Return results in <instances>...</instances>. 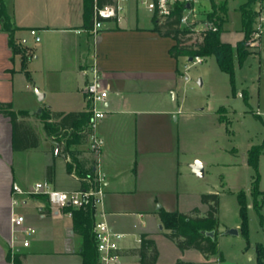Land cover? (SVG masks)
I'll return each mask as SVG.
<instances>
[{
	"label": "crops",
	"instance_id": "0c3cea01",
	"mask_svg": "<svg viewBox=\"0 0 264 264\" xmlns=\"http://www.w3.org/2000/svg\"><path fill=\"white\" fill-rule=\"evenodd\" d=\"M2 2L15 29L14 43L21 52L13 54L0 22V103L10 104L15 112L27 113L26 117L19 118L24 127L34 132L36 125L42 122L38 118L42 109L64 115L86 112L85 71L92 66L98 71L101 87L108 91L104 105L106 117L97 124L96 132L103 141L100 161L105 176L107 221L112 230L123 236L119 264H141L136 251L143 234L155 243L158 252L155 264H176L178 261L200 264L201 261L190 256L195 250L181 252L164 236L167 231L158 216L160 210L189 215L197 208L199 216L207 211L205 205L199 204L202 193L197 194V207V203H189L188 192H182L180 186L182 167L186 178L193 172L181 160L179 130L175 125L180 118L173 120L186 104V97L180 90V64L185 57L174 59L170 56L174 41L152 31L151 15L150 23L142 25L138 9L135 7L128 12V3L119 23L107 22L92 38L90 29L83 26V0ZM203 3L205 7L210 4L209 0ZM260 7L264 8V2L256 0L252 10L256 12ZM226 9L229 13L227 6ZM229 23L230 20H226L223 24L220 38L235 46L244 38L241 15L239 39L235 41L222 38L227 35L225 26ZM31 30L37 32L38 43L30 34ZM28 39L33 40L37 48L27 46ZM262 42L264 35L260 45ZM26 50L29 53L25 56ZM189 60L186 61L191 62ZM247 60L238 68H243ZM36 89L43 94L41 101ZM60 120L54 118L51 122ZM65 125L57 132L46 133L43 129L47 162L42 181L49 182L56 190L73 192L86 188V174L89 170L92 172L94 156L88 149L87 139L67 148V136L72 132L78 136L81 128H72L70 121ZM58 132L67 135L58 137ZM12 143V126L9 119L0 114V264H13L14 254L20 255L21 264H82V238L73 231L70 213L52 208L44 196L27 198L18 205L20 211L13 205V200L18 198L13 195V186L25 189L33 183L17 178ZM203 168L205 173V165ZM213 193L220 196L218 192ZM218 213L219 206L215 226L217 253L207 259L199 253L203 264H226V257L219 249L220 241L235 237L219 229ZM15 214L24 216V227L35 230L28 247L22 246L24 236L21 232H14L12 218ZM233 228L239 235L240 227L236 224ZM160 239L169 241L171 246L159 242ZM160 244L171 252L170 258H164ZM249 250V245L244 248V252ZM214 257L217 259L212 260ZM254 260L256 263L255 248ZM146 262L150 263L148 259Z\"/></svg>",
	"mask_w": 264,
	"mask_h": 264
},
{
	"label": "rangeland",
	"instance_id": "374dc122",
	"mask_svg": "<svg viewBox=\"0 0 264 264\" xmlns=\"http://www.w3.org/2000/svg\"><path fill=\"white\" fill-rule=\"evenodd\" d=\"M127 1L128 12L136 7L141 16L142 25L149 24L150 14L141 4V0ZM216 1H220L218 4L226 3L225 6L229 12L225 17L226 20H230V23L225 26L227 35L222 37L223 40L235 41L239 39L240 15L238 9L247 0ZM200 5L202 11L208 10V6L205 7L204 3ZM223 26L222 28H224ZM262 35L264 32L260 39ZM252 38L255 36H250L246 42L250 57L243 68H235V96L232 95L229 76L219 70L213 57L202 58L201 63L195 64L186 61L189 60L188 58L182 60L180 90L186 97V104L179 111L177 110L178 113L173 117V120L180 118L179 123L176 122L175 125L179 130L181 160L189 166L194 161L205 165L203 177L189 173L188 167L186 171L190 177L186 178L184 167L181 169V191L188 192L189 203L198 204V193L213 194V192H218L220 195L219 229L225 235H229L228 231L234 229L236 224L240 227L236 194L243 192L246 195L250 250L244 252L247 243L241 234L221 240L219 249L226 257V264H256L254 248L257 245L264 246V151L258 161L261 195L258 196L256 203L260 209L254 207L250 195L255 172L247 165L249 149L253 146L264 145V42L262 45L259 42L261 46L259 48L256 43L249 44ZM192 40V38L182 36L180 44L190 45ZM27 46L31 49L37 48V44L31 39L27 40ZM28 53L26 50L25 56ZM243 97L247 99L246 102ZM170 100L172 103V94ZM183 116L185 119H182ZM183 120L184 122H182ZM42 124L40 122L34 128V136L38 145L24 151H16L14 169L21 182L34 183L43 180L47 158L44 156L46 134ZM18 137L21 139V134ZM23 141L29 144L34 141V138L27 136L23 138ZM180 198L183 199V197ZM17 208L19 210L21 206ZM160 241H164L167 245L170 244L165 239H160ZM160 247L162 253L165 254L164 258H170L171 252L165 250L161 244ZM190 254L193 260L201 261L200 264H203L204 260L197 251ZM216 259L217 257L212 258V260Z\"/></svg>",
	"mask_w": 264,
	"mask_h": 264
},
{
	"label": "trees",
	"instance_id": "16d2710c",
	"mask_svg": "<svg viewBox=\"0 0 264 264\" xmlns=\"http://www.w3.org/2000/svg\"><path fill=\"white\" fill-rule=\"evenodd\" d=\"M112 1L113 0H97V5L98 7H102L106 4L112 3ZM209 2L211 12L208 16L216 19V22L219 25V30L215 33H208L201 44L196 46L180 44V38L183 36V33L179 28V19L183 6L175 7L171 15L165 19H159L156 16H153L151 20L153 24L152 31L156 32L163 38H169L174 41V45L169 50L170 56L174 59L180 57L192 59L196 56L201 58L213 57L219 70L229 76L232 87V95L235 96V67H242L247 58L250 56L246 42L254 31L253 26L255 24L257 13L252 10V6L255 4L256 0H247L246 3L238 9L241 15V26L244 38L240 42H237L235 46L222 42L220 38L223 32L222 26L226 22L225 16L227 14V9L225 4H216L213 0H209ZM262 2H264V0H262ZM83 9V26L86 29H91L93 0H83ZM0 22L8 35V44L12 49L13 54L20 53L21 51L14 43L15 29L12 28L10 24V19L6 13L2 0H0ZM25 75L29 78L27 73H25ZM243 100L245 102L247 101L245 97H243ZM0 114L9 119L12 126L13 151H24L38 145L34 132L29 130L27 127H24L23 123L19 122V118L26 117L27 113L15 112L12 110L10 104L0 103ZM38 118H40L43 122L46 133L59 131L60 128H64V126H66L65 124L67 121H70L72 128H81L77 133L78 136L75 135L76 132H72L67 136V148L70 145L82 140L85 141L87 139L88 141L87 123L90 118L88 110L79 114L71 113L64 115L60 113L52 114L48 109H42ZM54 118H61V120L57 123L51 122ZM19 132H21V139L18 137ZM61 135L62 134L60 132L56 134L58 137H61ZM66 135L67 134L64 133L62 136L65 137ZM27 136H32L34 141L29 144L24 142L23 138H26ZM57 144L60 145V142L57 141ZM262 151H264V145H259L251 147L247 153V165L255 172L250 195L256 209H260V206H258L256 202L258 196L261 195V192L259 191L258 161ZM91 175L92 172L89 170L86 177L90 179ZM47 176L48 180H50V170L48 171ZM236 201L239 207V233L246 240L248 247V217L245 193L238 192L236 194ZM200 202L202 205L207 207V211L204 216H199L200 214L197 208L193 209L189 215H184L179 212L168 213L160 210L158 212V216L163 229L167 231L164 236L173 242L179 251L184 252L187 250H195L207 259L217 253L216 232L214 229L217 225L216 215L219 206V196L216 193L203 194L200 196ZM64 211L71 214L73 231L82 238V247L80 252L82 264H99L92 233V212L90 210H76L71 208H65ZM211 233H213L212 236L210 235ZM136 253L141 258V264H146V259L150 262L148 264L156 263L158 252L154 241L147 235L143 234L140 236V247ZM255 254L256 263L264 264V246L257 245L255 247ZM19 257V254H14L12 257V263L21 264ZM176 264L189 263L178 261Z\"/></svg>",
	"mask_w": 264,
	"mask_h": 264
},
{
	"label": "built area",
	"instance_id": "2783aa9c",
	"mask_svg": "<svg viewBox=\"0 0 264 264\" xmlns=\"http://www.w3.org/2000/svg\"><path fill=\"white\" fill-rule=\"evenodd\" d=\"M204 0H141L147 12L151 17L156 16L159 19H165L171 15L175 7L183 6L179 19V28L183 37L192 38V43L188 46L199 45L208 33H215L219 30V25L214 17H209L210 6L207 11H202L201 3ZM127 0H113L112 3L98 7L97 0H93L92 27L89 34L95 38L103 26L110 21L119 23L125 11ZM257 17L253 26L251 36H255L249 42L250 45L256 43L259 45L262 29H264V8H259ZM34 36L35 42H39L37 32L30 31ZM197 39V42L195 40ZM248 44V45H249ZM193 64L201 63V57L188 58ZM87 82L84 86V93L88 102V112L90 118L87 123L88 131V149L94 156L91 178L85 179L86 188L73 192H63L54 189L47 181L35 182L28 188L22 189L13 186V195L17 199L13 200V205L18 206L29 197L44 196L49 205L54 209L71 208L76 210H90L93 216L92 233L96 246L99 264H119L120 262V242L122 234L111 229L107 221V213L104 209V182L105 176L101 171L100 154L103 147V141L97 135V124L106 117L104 105L108 97V91L101 87L100 77L97 69L92 66L85 71ZM14 232H21L24 236L23 247L29 246V241L35 234V230L30 227H24L25 218L21 214H15L12 218Z\"/></svg>",
	"mask_w": 264,
	"mask_h": 264
},
{
	"label": "water",
	"instance_id": "95a60500",
	"mask_svg": "<svg viewBox=\"0 0 264 264\" xmlns=\"http://www.w3.org/2000/svg\"><path fill=\"white\" fill-rule=\"evenodd\" d=\"M189 61H191V60H189ZM35 92H36L37 97L41 101L42 98H43V94L39 93L37 89L35 90ZM190 168H191V171L197 177H203V175H204V168H203V165L201 164V162L194 161V163L190 165ZM227 234L237 236L238 235V230L237 229H230ZM210 235L212 236L213 233H211Z\"/></svg>",
	"mask_w": 264,
	"mask_h": 264
}]
</instances>
